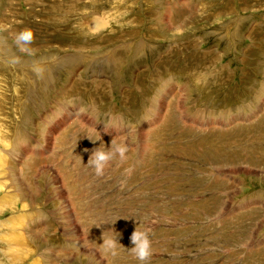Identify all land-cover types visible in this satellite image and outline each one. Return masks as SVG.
Returning <instances> with one entry per match:
<instances>
[{"label": "rangeland", "instance_id": "rangeland-1", "mask_svg": "<svg viewBox=\"0 0 264 264\" xmlns=\"http://www.w3.org/2000/svg\"><path fill=\"white\" fill-rule=\"evenodd\" d=\"M1 153L0 264H264V0H0Z\"/></svg>", "mask_w": 264, "mask_h": 264}, {"label": "clouds", "instance_id": "clouds-1", "mask_svg": "<svg viewBox=\"0 0 264 264\" xmlns=\"http://www.w3.org/2000/svg\"><path fill=\"white\" fill-rule=\"evenodd\" d=\"M13 40L20 52H30L31 49L29 45L33 40V33L29 29L21 30L13 34ZM20 62H21L20 57L15 55L9 57L7 61V63L10 65H16L19 64ZM81 111H83V109H81ZM129 132L130 133L132 132L131 125H129ZM100 144L98 147L92 150L86 163L90 168H92L95 171L96 175H101L103 173L105 166L115 156L119 155V157L123 159L125 153L128 150L125 145H117L113 148V146L110 144L109 147L101 148ZM115 221L110 224H114ZM116 233H118V235L108 236L107 238H105L102 233L103 242L100 243L104 247L105 251L110 252L112 255H116L117 251L119 250V247L123 246L122 244L119 243L120 233L119 232ZM130 243L132 246L127 249L135 255V258L137 259L139 264H146L147 260L151 255V240L149 233L146 230L137 228L136 226L134 231L130 235Z\"/></svg>", "mask_w": 264, "mask_h": 264}, {"label": "bare ground", "instance_id": "bare-ground-1", "mask_svg": "<svg viewBox=\"0 0 264 264\" xmlns=\"http://www.w3.org/2000/svg\"><path fill=\"white\" fill-rule=\"evenodd\" d=\"M178 6V5H177ZM202 6V5H201ZM198 7L197 9H196V12H194L195 13V15L196 16H200V17H202V18H204V19H208V17H207V15L206 14H204L203 12V9H202V7ZM113 9V8H112ZM176 9V8H175ZM227 10V9H226ZM231 10H229L228 11V13L230 12ZM232 12V11H231ZM114 13V12H113ZM172 13V12H171ZM111 14V13H110ZM116 14V13H115ZM172 18V17H171ZM95 19V18H94ZM107 18H104V19H100V20H98V18H96L95 20H93L92 22H91V24H90V26L88 27L91 31H101L102 30V28L104 27V28H106L105 27V25L108 23L107 21H105ZM167 20H169L170 21V19H167ZM175 22V21H174ZM188 22V21H187ZM189 23H192V21H189L188 22V24ZM109 27V26H108ZM131 29V28H130ZM104 35V34H103ZM103 35H101L100 37H102ZM106 35V34H105ZM104 35V36H105ZM211 55H212V53H211ZM216 59V58H215ZM213 60V59H212ZM206 65V64H205ZM204 67V66H203ZM210 70V69H209ZM198 70L196 69V70H194V72L196 73ZM204 74H205V72H203ZM207 73V72H206ZM203 76V75H202ZM206 76V75H205ZM208 79V78H207ZM257 104V103H256ZM238 123V122H237ZM240 127V126H239ZM4 142V141H3ZM2 154V153H1ZM3 155V154H2ZM1 155V156H2ZM4 156V155H3ZM0 157V159L1 158H4L5 159V156L4 157ZM14 158V157H13ZM3 160V159H2ZM5 162V161H4ZM20 162V161H19ZM22 162V161H21ZM2 163V162H1ZM8 167V166H7ZM9 167H11V166H9ZM13 168V167H12ZM10 169V168H9ZM8 169V170H9ZM48 171V170H47ZM1 173V172H0ZM49 173V172H48ZM47 176V175H46ZM9 179V178H8ZM64 183V182H63ZM59 191V190H58ZM58 193V192H57ZM69 195V194H68ZM70 196V195H69ZM57 200V199H56ZM69 200V199H68ZM3 201V200H2ZM1 206V205H0ZM23 206V205H22ZM1 209V208H0ZM11 215H13V213L11 214ZM19 215V214H18ZM25 215V214H24ZM30 215V214H29ZM20 216V215H19ZM31 216V215H30ZM36 216V215H35ZM13 217H16L15 215L13 216ZM20 218V217H19ZM23 219H27V218H23ZM28 219H30L29 217H28ZM21 220V219H20ZM9 221V220H8ZM12 221H13V219H12ZM15 221V220H14ZM24 221H26V220H23V222ZM2 223H4V222H2ZM9 223V222H8ZM21 223V222H20ZM9 224H11V223H9ZM32 224V223H31ZM7 225V224H6ZM10 226V225H9ZM19 226V225H18ZM23 227V226H22ZM40 227V226H39ZM47 226H45V228H46ZM38 228V227H37ZM36 228V229H37ZM41 228V227H40ZM14 229H16L15 227H14ZM17 229H18V227H17ZM20 229V228H19ZM26 229V228H25ZM22 230V229H21ZM34 230V232L36 231L35 229H33ZM32 230V231H33ZM38 230V229H37ZM6 231V230H5ZM29 231H31L30 230V228H29ZM37 232V231H36ZM4 234V233H3ZM19 234V233H18ZM22 234V233H21ZM38 234H39V232H38ZM10 235V234H9ZM20 235V234H19ZM8 238H10V237H8ZM22 238H24V237H22ZM15 239V238H14ZM3 240V239H2ZM19 243V242H18ZM81 243V242H80ZM14 244V243H13ZM19 245V244H18ZM24 245V244H23ZM16 246V245H15ZM5 247V246H4ZM7 247V246H6ZM78 247V246H77ZM10 249V248H9ZM17 249V248H16ZM18 250H21V249H18ZM12 251V250H11ZM15 251H17V250H15L14 249V252ZM57 251V250H56ZM60 251V250H59ZM81 251V250H80ZM13 252V253H14ZM18 252V251H17ZM16 253V252H15ZM59 253V252H58ZM20 254V253H19ZM24 254V253H23ZM28 254V253H27ZM53 254V253H52ZM54 255V254H53ZM15 256V255H14ZM17 256V255H16ZM19 256V255H18ZM13 257V256H12ZM55 257H57V256H55ZM12 259V258H11ZM17 259V258H16ZM36 259V258H35ZM5 260V259H4ZM12 262V261H11ZM33 263V262H32ZM31 263V264H32ZM13 264V263H12ZM29 264V263H28ZM38 264V263H37Z\"/></svg>", "mask_w": 264, "mask_h": 264}]
</instances>
